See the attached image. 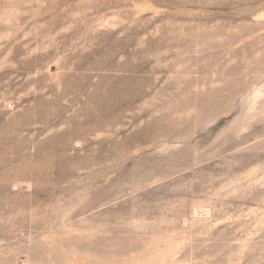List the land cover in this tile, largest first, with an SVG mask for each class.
Wrapping results in <instances>:
<instances>
[{
  "label": "rangeland",
  "instance_id": "rangeland-1",
  "mask_svg": "<svg viewBox=\"0 0 264 264\" xmlns=\"http://www.w3.org/2000/svg\"><path fill=\"white\" fill-rule=\"evenodd\" d=\"M0 264H264V0H0Z\"/></svg>",
  "mask_w": 264,
  "mask_h": 264
}]
</instances>
